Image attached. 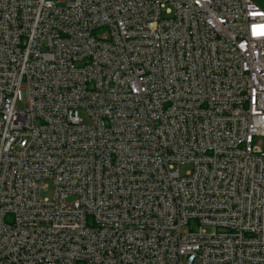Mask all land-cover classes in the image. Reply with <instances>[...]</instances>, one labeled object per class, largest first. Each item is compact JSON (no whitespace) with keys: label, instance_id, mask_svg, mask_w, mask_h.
<instances>
[{"label":"built area","instance_id":"2783aa9c","mask_svg":"<svg viewBox=\"0 0 264 264\" xmlns=\"http://www.w3.org/2000/svg\"><path fill=\"white\" fill-rule=\"evenodd\" d=\"M0 264H264V9L0 0Z\"/></svg>","mask_w":264,"mask_h":264},{"label":"rangeland","instance_id":"374dc122","mask_svg":"<svg viewBox=\"0 0 264 264\" xmlns=\"http://www.w3.org/2000/svg\"><path fill=\"white\" fill-rule=\"evenodd\" d=\"M255 2H257L264 9V0H255Z\"/></svg>","mask_w":264,"mask_h":264}]
</instances>
